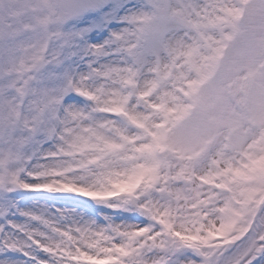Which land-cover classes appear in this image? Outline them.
<instances>
[{"label": "snow or ice", "instance_id": "obj_1", "mask_svg": "<svg viewBox=\"0 0 264 264\" xmlns=\"http://www.w3.org/2000/svg\"><path fill=\"white\" fill-rule=\"evenodd\" d=\"M0 264H264V0H0Z\"/></svg>", "mask_w": 264, "mask_h": 264}]
</instances>
